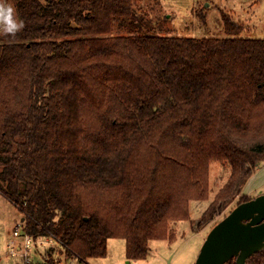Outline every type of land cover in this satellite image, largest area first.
Segmentation results:
<instances>
[{
    "label": "trees",
    "instance_id": "trees-1",
    "mask_svg": "<svg viewBox=\"0 0 264 264\" xmlns=\"http://www.w3.org/2000/svg\"><path fill=\"white\" fill-rule=\"evenodd\" d=\"M10 1L24 28L0 36V193L34 240L88 261L124 239L143 261L208 199L211 162L231 174L202 222L241 195L264 163V38L226 13L229 38H193L158 34L135 0Z\"/></svg>",
    "mask_w": 264,
    "mask_h": 264
},
{
    "label": "rangeland",
    "instance_id": "rangeland-1",
    "mask_svg": "<svg viewBox=\"0 0 264 264\" xmlns=\"http://www.w3.org/2000/svg\"><path fill=\"white\" fill-rule=\"evenodd\" d=\"M11 3L10 0H7ZM135 7L148 14L158 34L193 38H229L224 27L223 14L245 27L246 38H264V0H135ZM255 183L251 178L240 196L250 199L264 194V163L258 167ZM231 174L227 162L213 161L209 170V197L207 200H192L189 218L169 223L170 236L164 240L149 241V256L146 260H129L126 256V241L112 238L108 241L105 258L89 259L88 264H195L200 250L212 228L227 216L236 206L239 197L224 212L211 221L202 222V216L226 185ZM23 214L2 193H0V264L23 262L20 256L12 257L9 245L22 241L14 237V230L22 225ZM54 250L55 264H69L67 255L57 242L39 246L31 252L32 263L41 261L40 253ZM86 262V261H85Z\"/></svg>",
    "mask_w": 264,
    "mask_h": 264
},
{
    "label": "water",
    "instance_id": "water-1",
    "mask_svg": "<svg viewBox=\"0 0 264 264\" xmlns=\"http://www.w3.org/2000/svg\"><path fill=\"white\" fill-rule=\"evenodd\" d=\"M24 222V218H22ZM264 250V194L238 204L204 241L195 264H247Z\"/></svg>",
    "mask_w": 264,
    "mask_h": 264
},
{
    "label": "built area",
    "instance_id": "built-area-1",
    "mask_svg": "<svg viewBox=\"0 0 264 264\" xmlns=\"http://www.w3.org/2000/svg\"><path fill=\"white\" fill-rule=\"evenodd\" d=\"M14 237L19 238L22 241L21 245H15L13 242L9 245V255L12 257L20 256L23 264H32V256L31 252L33 249H39V246H43L45 244H49L51 247L53 242L55 243V239L52 237L40 238L38 240H34V238L26 232L25 226L22 223L20 224V228H16L14 230ZM67 257V256H66ZM69 264H88L87 261H83L77 256H72L67 258Z\"/></svg>",
    "mask_w": 264,
    "mask_h": 264
},
{
    "label": "clouds",
    "instance_id": "clouds-1",
    "mask_svg": "<svg viewBox=\"0 0 264 264\" xmlns=\"http://www.w3.org/2000/svg\"><path fill=\"white\" fill-rule=\"evenodd\" d=\"M24 28V21L20 19L14 7L7 0H0V36L15 39Z\"/></svg>",
    "mask_w": 264,
    "mask_h": 264
},
{
    "label": "crops",
    "instance_id": "crops-1",
    "mask_svg": "<svg viewBox=\"0 0 264 264\" xmlns=\"http://www.w3.org/2000/svg\"><path fill=\"white\" fill-rule=\"evenodd\" d=\"M258 173L256 172L252 177H251V181H253V183H255V180H253V179H255V177H256V175H257ZM21 262H16V264H20ZM169 263H173V261H170ZM7 264H11V263H7ZM13 264H15V263H13Z\"/></svg>",
    "mask_w": 264,
    "mask_h": 264
}]
</instances>
